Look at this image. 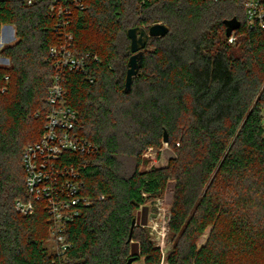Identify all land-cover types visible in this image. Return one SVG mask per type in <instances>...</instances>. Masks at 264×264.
I'll list each match as a JSON object with an SVG mask.
<instances>
[{
	"label": "trees",
	"instance_id": "16d2710c",
	"mask_svg": "<svg viewBox=\"0 0 264 264\" xmlns=\"http://www.w3.org/2000/svg\"><path fill=\"white\" fill-rule=\"evenodd\" d=\"M243 2L86 0L75 12V50L99 61L67 74L68 103L98 152L68 154L93 199L66 231L68 262L53 250L45 203L32 214L16 208L29 198L24 147L44 130L55 18L43 2L2 3L0 30L15 25L17 40L1 50L10 64H0V264H162L146 216L171 180L168 264H264V29L247 26ZM158 22L169 31L149 37L127 92V31ZM165 132L174 155L146 169Z\"/></svg>",
	"mask_w": 264,
	"mask_h": 264
},
{
	"label": "built area",
	"instance_id": "2783aa9c",
	"mask_svg": "<svg viewBox=\"0 0 264 264\" xmlns=\"http://www.w3.org/2000/svg\"><path fill=\"white\" fill-rule=\"evenodd\" d=\"M5 1L9 0H0V6ZM25 2L28 5L38 2L47 4L49 13L55 18L52 30L57 34L58 42L51 45L48 51L54 74L46 99L48 108L44 130L38 140L28 143L23 150L22 162L29 198L18 199L16 208L20 213L32 214L36 201L45 203L52 218L49 232L53 250L68 262V251L72 248V243L67 240L66 231L83 209L93 202L90 196L82 192L80 168L69 160L68 154H93L98 152V147L78 131V111L68 103L66 77L69 72H88L90 62L99 61V57L92 56L89 52L78 54L75 50V37L72 31L74 14L86 9V0H25ZM243 7L247 26L250 29H264L263 2L244 0ZM6 30H9L10 41L4 38ZM15 36H17L15 25L1 24L0 51L11 43ZM234 39L233 32L229 36V42H234ZM0 63L10 64V59L2 57L1 52ZM98 198L103 199L104 196Z\"/></svg>",
	"mask_w": 264,
	"mask_h": 264
},
{
	"label": "rangeland",
	"instance_id": "374dc122",
	"mask_svg": "<svg viewBox=\"0 0 264 264\" xmlns=\"http://www.w3.org/2000/svg\"><path fill=\"white\" fill-rule=\"evenodd\" d=\"M5 32L6 33H4L5 35L4 38L7 41H10L11 38L9 35V30L8 31L6 30ZM16 39L17 36H15L12 42L11 43L9 42L7 45L14 43ZM173 155L174 152L173 149L169 146V142L166 143L163 142V146L160 149L153 148L145 154V157L148 158L150 162L147 166H143V167L149 169L152 165L155 166L166 165L168 159ZM174 185H175V181L171 180L168 185V188L166 189V192L162 197L157 198L154 202H148V209L146 216L147 224L145 227L149 231L151 240L154 242L156 246H159L162 250L164 257V261L162 262V264H168L165 259L173 246L168 223H169L170 210H171L173 193H174ZM150 216L152 217L150 218ZM141 219H142V212L140 210L136 212V221L138 225L141 223ZM150 219H151V223L149 222ZM208 232L209 230L205 233L204 236H202L199 239V245L205 243L208 237ZM132 264H144V259L140 261H136Z\"/></svg>",
	"mask_w": 264,
	"mask_h": 264
},
{
	"label": "water",
	"instance_id": "95a60500",
	"mask_svg": "<svg viewBox=\"0 0 264 264\" xmlns=\"http://www.w3.org/2000/svg\"><path fill=\"white\" fill-rule=\"evenodd\" d=\"M226 34L231 36L232 33L238 29L241 25L240 21L234 17L232 19L226 20ZM169 27L162 23H154L150 27L146 28L144 26H135L128 29V37L130 38V56L128 60V69L125 78V90L130 91L132 86V81L135 76L138 75L144 58V51L147 47L149 37H160L168 33ZM169 136L165 132L163 142H168ZM152 216H150L151 218ZM151 223V219L149 221ZM136 219L133 220L132 229L136 225ZM134 262V258H130L126 264H131Z\"/></svg>",
	"mask_w": 264,
	"mask_h": 264
}]
</instances>
